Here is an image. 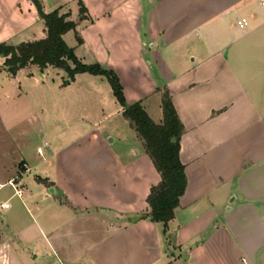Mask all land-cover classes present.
Wrapping results in <instances>:
<instances>
[{
  "label": "crops",
  "instance_id": "0c3cea01",
  "mask_svg": "<svg viewBox=\"0 0 264 264\" xmlns=\"http://www.w3.org/2000/svg\"><path fill=\"white\" fill-rule=\"evenodd\" d=\"M40 1L70 14L82 43L63 39L74 36L65 43L76 57L114 71L126 103L141 102L157 124L168 91L187 186L167 228L140 219L160 176L106 79L21 69L12 77L52 95L38 104L48 142L35 149L41 161L0 155V264H264L260 0H81L82 21L77 0L76 10ZM45 31L29 0H0V43Z\"/></svg>",
  "mask_w": 264,
  "mask_h": 264
},
{
  "label": "trees",
  "instance_id": "16d2710c",
  "mask_svg": "<svg viewBox=\"0 0 264 264\" xmlns=\"http://www.w3.org/2000/svg\"><path fill=\"white\" fill-rule=\"evenodd\" d=\"M44 22L46 37L41 40L20 43L17 46L0 43V56L8 74L15 76L24 68L34 66L40 71L52 67L62 70L67 81L72 82L77 74L87 73L101 76L108 82L116 102L122 108V116L142 142L145 152L160 176V181L152 186L146 198L147 210L140 219L162 224L167 228L174 218L179 199L187 186L184 165L179 158L180 139L183 126L172 105L167 90L161 95L163 119L157 124L144 110L141 102L127 104L123 88L116 73L99 64H83L75 55L74 49L64 41L63 36L74 32L78 44L82 40L76 33V23L69 20L70 14H60L59 9L50 13L43 11L40 0H29ZM78 3L79 20H87L88 12L81 0ZM65 84V83H64Z\"/></svg>",
  "mask_w": 264,
  "mask_h": 264
},
{
  "label": "rangeland",
  "instance_id": "374dc122",
  "mask_svg": "<svg viewBox=\"0 0 264 264\" xmlns=\"http://www.w3.org/2000/svg\"><path fill=\"white\" fill-rule=\"evenodd\" d=\"M59 1L66 4L67 8L76 10L75 0ZM44 4L48 10H51L54 1L44 0ZM65 41L69 46L72 45L74 36L69 33ZM22 76L12 77L0 68V155L9 154L17 157L16 149H18L23 151V154L34 157L36 161H41L42 157L35 155V149L37 146L43 147L48 139L39 133V127L43 121L38 104H50L52 95L50 91L23 80ZM79 107L83 109L82 106ZM47 151L48 148L43 149L45 155ZM30 176L24 177L27 187H30L32 183Z\"/></svg>",
  "mask_w": 264,
  "mask_h": 264
},
{
  "label": "built area",
  "instance_id": "2783aa9c",
  "mask_svg": "<svg viewBox=\"0 0 264 264\" xmlns=\"http://www.w3.org/2000/svg\"><path fill=\"white\" fill-rule=\"evenodd\" d=\"M260 5H261L262 7H264V0H260ZM238 26H239L240 28H244V27H246V26H247V21H246L245 19H241V20L238 22ZM37 153H38L39 155L41 154V149H40V148L37 149ZM23 167L25 168V164H23ZM17 193L20 194V191H18ZM0 207H1L2 209H4V208H6V205H5V204H1Z\"/></svg>",
  "mask_w": 264,
  "mask_h": 264
},
{
  "label": "water",
  "instance_id": "95a60500",
  "mask_svg": "<svg viewBox=\"0 0 264 264\" xmlns=\"http://www.w3.org/2000/svg\"><path fill=\"white\" fill-rule=\"evenodd\" d=\"M1 57V56H0ZM68 83V81H66Z\"/></svg>",
  "mask_w": 264,
  "mask_h": 264
}]
</instances>
